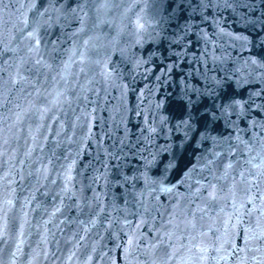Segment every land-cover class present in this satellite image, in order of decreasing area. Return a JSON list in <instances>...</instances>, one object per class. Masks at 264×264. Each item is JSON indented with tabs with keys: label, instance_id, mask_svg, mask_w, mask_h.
I'll return each instance as SVG.
<instances>
[{
	"label": "snow or ice",
	"instance_id": "obj_1",
	"mask_svg": "<svg viewBox=\"0 0 264 264\" xmlns=\"http://www.w3.org/2000/svg\"><path fill=\"white\" fill-rule=\"evenodd\" d=\"M96 2L97 0H73L75 6H71L68 5V0H30L28 11L32 13L31 20L25 15L23 27L17 28L15 34L0 30V65L12 61L9 67L15 65L17 68L18 79L10 81L13 87L19 84V91L23 92L25 85L34 84L35 81L23 73H30L38 78L42 74L41 67L51 68L45 60V54L64 51L61 46L66 43H71L72 47L67 49L70 55L68 62H64L65 70L75 62L73 57L77 55L81 63L85 61V52L79 49L91 50L95 49L96 45L91 43L93 39L91 36L88 39H81V34L85 32V20L89 18L88 10H91ZM158 3L160 20L155 23L175 25L170 34L164 37L170 45L182 49L174 55L179 59L190 51L192 54V59L188 61L189 72L181 76L176 85L180 91L178 100L182 118L174 128L168 129L169 133L175 130L181 134L182 143L191 148V159L187 161L180 178L174 182L168 177L169 170L177 167L174 159L165 165L159 175H152L150 171L155 163L156 154L149 153L151 159L143 156L145 149L138 147L140 138L137 139L136 144H130L127 132L123 137H116L112 128L105 131L104 125L107 121L103 118H100L99 123L95 125L100 131L94 132L91 121L97 120L92 115L96 109L82 112L83 122L78 125L71 124L73 135H76L77 127L80 129V135L75 140L71 137L67 138L66 143L69 148L63 155L65 163L60 164V170L56 173L61 180L60 193H58L59 205L51 213L50 219L44 222L47 225L57 213H62L61 206L69 211L75 210L86 215L87 220L77 217L70 221L83 226L82 229L73 232L70 238L74 241L76 249L87 247L81 242L93 229L97 230L96 235H99L100 229H104L110 239L114 236L119 239V234L124 233L127 237L126 243L115 245L116 248L122 249L124 264H158V257L160 264H172L180 255L181 249L192 252L193 248L196 250L194 255L198 260H207L210 249L202 244L193 243L197 240V236L190 230L197 229V224L193 222L196 212L207 215L209 210L221 200L231 198L233 215L241 212L247 204H252L253 207L248 209L246 214L251 216L259 209L261 217H264V119L257 120L254 117V114L255 116L264 114V87H260L264 85V58L257 59L242 55L245 50L253 46L264 47V0H158ZM66 5L70 8L71 20L62 11ZM0 6L8 5L5 4V0H0ZM96 11L98 12L99 9ZM225 12L230 14L235 24L246 31L236 33L225 28L221 19ZM73 20L79 22V27L70 32L65 31L71 27ZM146 23L148 22L142 23L140 19L136 21V32L133 33L137 36L136 44L142 43L143 33L147 31ZM205 24L212 27L211 33L202 27ZM96 27L98 24L93 22L92 28ZM54 29H58L59 34L53 38ZM162 30L167 31V29ZM248 32L255 33V37L246 34ZM192 37H195V40ZM197 45H203L199 55L193 51ZM49 48L51 52L48 51ZM232 52H236V55L233 56ZM95 55L98 58L90 60L88 64L89 70L95 74L92 79L95 80V76L99 75L103 83L120 88L121 101H123L127 85L116 83L118 78H122L123 73L112 62L107 48L102 46ZM26 65L30 66L25 67ZM172 70L170 65L168 71ZM2 71L4 69L0 67V72ZM80 71L85 72V68L81 67ZM156 79L160 80L161 77L157 76ZM3 83V76H0V87ZM225 85L230 91H225ZM36 91L40 95L39 89ZM104 91L106 99L107 88ZM63 96V92H56L51 101L45 97L44 102L51 106L43 110L37 109L39 119H45V114L50 112L52 107L66 102L61 99ZM84 100L87 101L86 96ZM258 100L261 102L258 103ZM81 116H77L76 120L80 121ZM110 119L115 120V117L112 116ZM166 121L167 118L164 117L161 118L160 123L166 126ZM242 123L247 127L242 128ZM220 124L227 130L226 134L218 132L217 135H213ZM60 126L62 128L63 124ZM116 127L118 129L120 125L117 124ZM43 128L45 125L40 123L36 131L39 132ZM254 128H259V132H253ZM147 130L149 133L157 131L155 127ZM245 133L250 134L247 140L244 139ZM55 134L61 135L60 131ZM143 140L148 141L149 137H143ZM4 143L6 144L7 141ZM166 150L161 149V151ZM130 153L141 157L143 170L136 168L132 174L125 171L128 165L124 161ZM53 155L55 156L56 153L53 152ZM51 162L49 160V163ZM47 171L45 167V179H47ZM51 182L55 184L56 180ZM98 187L100 191L96 190ZM181 187H184L186 192H180ZM253 189L255 193H259L258 204L256 203L258 197L253 193ZM85 190L91 195H85ZM239 190L246 195L237 205ZM221 193L224 195H220ZM247 193L252 194L247 195ZM162 196L165 197L166 202L161 200ZM197 198L201 199L206 207L197 206L195 211H189L185 205L194 203ZM34 199L35 195L25 196L23 207L30 206ZM65 200L69 203L65 204ZM181 201L184 203L182 204ZM3 203L7 207H0V213L7 217V212L14 206L13 200L7 199ZM169 208L170 212H168ZM164 212L169 214L167 224L171 225V228L166 230L156 243L149 241L147 245H142L137 230L150 221L154 222L157 215L162 218ZM23 215L26 224L28 214L24 212ZM242 215L236 217L237 224L241 223ZM121 216H123L122 224ZM189 216L192 219H188ZM130 217L136 218L139 223L134 224ZM200 219L202 220L203 216ZM231 219L232 217H229V221ZM64 222L65 220H61L60 224ZM56 227L59 228V224ZM23 228L24 224H21V235ZM81 230L85 235H80ZM156 231L159 232V229ZM225 231L229 235L235 234L228 233L227 226ZM199 235L207 237V233H199ZM185 237L188 238V244L181 243ZM242 238L243 247L224 240L225 244H230L233 253H245L244 256L238 257V264H245L248 251L259 252L264 256V225L259 218L256 227L246 229ZM3 240L4 236L0 234V242ZM164 244H167L171 251L162 249L163 255L160 256L156 250ZM222 247L223 245L211 250L219 253ZM19 251L18 245L17 252ZM95 252L96 249L93 247L92 253ZM53 255L55 256V253ZM75 256L76 251H73L69 259ZM93 258L92 254H87L84 264H92ZM99 258L106 259L107 264H117L107 252ZM218 259L226 261L228 256H220ZM180 260L181 264H186L183 256H180ZM260 264H264V259Z\"/></svg>",
	"mask_w": 264,
	"mask_h": 264
},
{
	"label": "water",
	"instance_id": "obj_2",
	"mask_svg": "<svg viewBox=\"0 0 264 264\" xmlns=\"http://www.w3.org/2000/svg\"><path fill=\"white\" fill-rule=\"evenodd\" d=\"M5 4L8 6H0V30L5 33L11 31L12 34H15L17 28L23 27L25 15L31 20L32 13L28 11L30 0H5ZM68 5L75 6L73 0H68ZM96 9L99 11L97 12ZM62 11L71 20L72 14L67 5ZM80 15L83 14L80 13ZM88 17L85 20V32L81 34V39H88L91 36L93 38L91 43L95 44L96 48L79 49L85 52L86 59L83 63L77 55L73 57L75 62L65 70L64 62H68L70 52L67 49L72 47L71 43L62 45L64 51L60 52H51L49 48L48 51L51 52V55L45 54V60L51 65V68L41 67L42 74L38 78L30 73H23L35 81L34 84L25 85L23 92L19 91V84L13 87L10 82L13 79H18L15 65L9 67L12 61H9V64L0 65L4 69L0 72L4 81L3 86L0 87V153L3 154L0 155V207H7L3 203L7 199H12L14 205L11 211L7 212V217L0 213V234L4 236L3 242H0V262L2 264H84L87 254L93 255L92 264H107L106 259L99 258L105 252L113 260H116L117 264H124L122 249L115 247L117 243H126L127 237L124 233L119 234V239H116L115 236L110 239L104 229L99 230V235H96L97 230L93 229L81 242L87 247L76 249L74 241L70 238L73 232L82 229L83 226L70 221L77 217L87 220L86 215L75 210L69 211L61 206L62 213H57L51 223L47 225L44 223L50 219L51 213L59 205L58 193H60L61 180L56 176V173L60 170V164L65 163L63 155L69 148L66 143L67 138L71 137L75 140L80 135L79 127L75 129L76 135H73L71 124L78 125L83 122L82 112H91L93 108L96 109L92 115L97 120L91 121L94 132L100 131L95 125L99 123L100 118H103L107 121L104 125L105 131L112 128L116 137H123L127 132L130 144H136L137 139L140 138L138 147L145 149L142 155L151 159L149 153L156 154L155 163L150 171L152 175H159L163 172L165 165L174 159L177 167L168 172L169 180L174 182L180 178L187 161L192 157L191 148L182 143L181 134L175 130L171 133L168 131L169 128H174V125L182 118L178 100L180 91L176 85L181 76L189 72L188 61L192 59V54L190 51L179 59L174 55L175 52L182 51V49L170 45L164 39L173 30L174 24L155 23L160 20L158 0H97L91 10H88ZM137 19H140L142 23L148 22L145 24L147 31L143 33L141 44H136L137 36L133 34L136 32ZM221 19L223 26L230 31L236 33L246 31L233 22L228 12H225ZM93 22L98 24L95 29L92 28ZM77 27H79V22L73 20L71 27L65 31L70 32ZM202 27L209 33L212 32L210 25L205 24ZM162 29H167V31ZM118 33L119 35H117ZM58 34L59 30L54 29L53 38ZM246 34L253 37L256 35L251 32ZM192 39L195 40V37ZM102 46L107 48L112 62L123 73L122 78L116 80L118 85H127L123 101H121L120 88L103 83L99 75L95 76V80L92 79L95 74L89 70L88 64L90 60L98 58L95 52ZM202 47L203 45H197L193 51L199 55ZM232 55L235 56L236 52H232ZM242 55L257 59L264 58V47L253 46L245 50ZM170 65L173 68L171 72L168 71ZM81 67L85 68V72L80 71ZM157 76H160L161 79L157 80ZM62 77L64 78L62 79ZM260 87H264V85H260ZM105 88H107L106 99ZM36 89H39L40 95L37 94ZM225 91H230L227 85H225ZM56 92H63L64 96L61 99L66 102L52 107V110L45 114V119L40 120L37 109L43 110L45 107H50L51 105L44 102V98L47 97V100L51 101ZM85 96L87 101L84 100ZM93 101L95 103H92ZM77 116H81L80 121L76 120ZM112 116L115 117V120L110 119ZM164 117L167 118L166 126L160 123L161 118ZM254 117L261 120L264 119V114L261 116L254 114ZM54 120L55 122H53ZM40 123H43L45 128L38 132L36 129ZM61 124H63L62 128ZM117 124L120 125L118 129ZM150 127H155L157 131L149 133L147 129ZM241 127L246 128L247 125L242 123ZM57 131H60V136H56ZM252 131L259 132V128H254ZM218 132L226 134L227 130L220 124L217 132H214L213 135H217ZM249 136L250 134L245 133L244 139H249ZM143 137H149V140L145 141ZM4 141L7 143L5 144ZM57 142H59V146H57ZM106 142L110 143L111 141ZM161 149L167 150L161 151ZM53 152L56 153L55 156ZM57 156L61 158L57 159ZM49 160L52 162L49 163ZM124 162L128 165L125 169L128 174H132L136 168L143 170V160L139 156L130 153ZM45 167L48 170L47 179L44 178ZM52 180H56V183L53 184ZM84 183L86 184L87 181L85 180ZM37 189L39 190L37 191ZM96 190L100 191V188L98 187ZM179 191L186 192V189L181 187ZM253 193H255V189H253ZM251 194L247 193V195ZM255 194L258 197L256 201L258 204L259 193ZM31 195H35V199L32 200L30 206L24 208V197ZM85 195L90 196L91 193L85 190ZM220 195H224V193ZM245 195L246 193L242 190L237 191V205ZM161 200L165 201V197L162 196ZM68 203L69 201L65 200V204ZM181 203L183 204L184 201ZM197 206L206 207L205 203L198 198L194 203L185 205L189 211H195ZM252 207V204H247L241 212L233 215L232 200L229 198L215 204L207 215L196 212L193 222L197 224V229L190 230L193 235L197 236V240L193 243L202 244L210 249L208 259L198 260L194 255L195 248L192 249V252L181 249L180 255L172 264H181L180 256H183L186 264H238V257L244 256L245 253H233L230 244H225L224 240L243 247L242 234L245 230L250 227L255 228L258 218L264 225V217H261L259 209L254 211L251 216L246 214ZM221 209L223 210L221 211ZM170 211L169 208L168 212ZM24 212L28 214L26 217L28 223L26 224L24 223ZM168 212H164L162 218L157 215L154 222L150 221L137 230L142 245H147L149 241L156 243L160 236L171 228V225L167 224V220L170 218ZM241 215L242 221L237 224L236 217ZM201 216H203L202 220ZM66 217L68 219H65ZM229 217H232L231 221H229ZM130 219L134 224L139 223L134 217H130ZM188 219H192V217L189 216ZM61 220H65V222L60 224ZM122 223L123 216H121ZM21 224H24L23 235H21ZM57 224H59V228L56 227ZM226 226L228 233L234 232L235 234H227ZM156 229H159V232ZM199 233H207V237H202ZM80 235H85L82 230ZM218 237L220 239H217ZM181 243L188 244V238L185 237ZM18 245L19 252H17ZM221 245L223 247L219 253L211 250L221 247ZM93 247L96 249L95 253H92ZM162 249L171 251L167 244L161 245L156 250L160 256L163 255ZM73 251H76V256L69 259ZM224 255L228 256L226 261L218 259ZM213 257H217V259H213ZM262 259L264 256H261L259 252L248 251L245 264H260ZM158 264H160L159 257Z\"/></svg>",
	"mask_w": 264,
	"mask_h": 264
}]
</instances>
